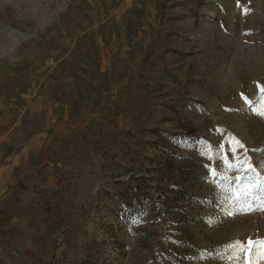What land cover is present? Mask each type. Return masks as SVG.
<instances>
[{
  "label": "rangeland",
  "instance_id": "374dc122",
  "mask_svg": "<svg viewBox=\"0 0 264 264\" xmlns=\"http://www.w3.org/2000/svg\"><path fill=\"white\" fill-rule=\"evenodd\" d=\"M261 112L264 0H0V264H264Z\"/></svg>",
  "mask_w": 264,
  "mask_h": 264
},
{
  "label": "crops",
  "instance_id": "0c3cea01",
  "mask_svg": "<svg viewBox=\"0 0 264 264\" xmlns=\"http://www.w3.org/2000/svg\"><path fill=\"white\" fill-rule=\"evenodd\" d=\"M16 171L14 166L0 165V263L7 256L8 247L13 245V230H21L23 233L25 231L22 218L10 208L12 198L17 196V187L20 182ZM26 233L27 247H29L30 228L26 227ZM25 254L29 255L30 251L27 250Z\"/></svg>",
  "mask_w": 264,
  "mask_h": 264
},
{
  "label": "snow or ice",
  "instance_id": "6c2138e0",
  "mask_svg": "<svg viewBox=\"0 0 264 264\" xmlns=\"http://www.w3.org/2000/svg\"><path fill=\"white\" fill-rule=\"evenodd\" d=\"M242 95H243V94H242ZM260 114H261V115H264V112H261ZM244 163L247 164L248 162H247V161H244ZM234 166H235V165H231V164L229 165V167H234ZM214 174H215V173H214ZM262 190H264V189H262ZM246 194H249V195H250V193H246ZM238 243H239V242H238ZM248 243L251 245V244H252V241L249 240ZM262 243H264V242H262Z\"/></svg>",
  "mask_w": 264,
  "mask_h": 264
}]
</instances>
